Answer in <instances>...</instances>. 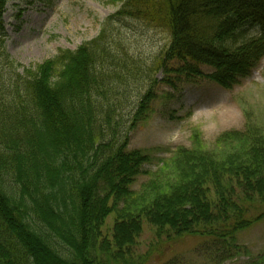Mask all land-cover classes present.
Listing matches in <instances>:
<instances>
[{
    "label": "trees",
    "instance_id": "obj_1",
    "mask_svg": "<svg viewBox=\"0 0 264 264\" xmlns=\"http://www.w3.org/2000/svg\"><path fill=\"white\" fill-rule=\"evenodd\" d=\"M108 2L120 10L97 39L24 69L6 54L0 0V264H129L144 225L158 243L199 238L225 260L241 249L237 234L261 218L248 214L264 207V132L248 121L213 150L194 132L191 149L177 148L132 190L151 158L127 150L117 112L129 100L128 77L142 70L106 31L121 17L168 37L144 72L133 127L151 113L159 72L173 90L200 80L229 90L249 77L264 59V0ZM246 28L258 33L239 43ZM250 264H264V252Z\"/></svg>",
    "mask_w": 264,
    "mask_h": 264
},
{
    "label": "rangeland",
    "instance_id": "obj_2",
    "mask_svg": "<svg viewBox=\"0 0 264 264\" xmlns=\"http://www.w3.org/2000/svg\"><path fill=\"white\" fill-rule=\"evenodd\" d=\"M119 7L108 0H8L3 16L6 31L5 48L11 60L23 68L32 69L62 51H75L79 46L96 39L103 24ZM247 28L239 43L255 36ZM107 42L118 52H124L142 71L128 77V102L117 117L121 120L119 135H127V150H140L151 160L143 167L132 190L138 192L149 176L168 160L177 148L191 149L192 135L197 132L205 150H213L216 139L224 132L242 131L247 121L264 132V59L249 77L229 90L200 80L178 86L176 90L164 84L162 72L155 76V99L151 113L140 124L131 127L139 93L144 87L146 67L165 49L167 35L159 30L128 18L111 20ZM117 51L116 52L117 54ZM205 74L210 73L202 68ZM1 73H10L2 70ZM17 73L22 74L23 69ZM217 148V147H216ZM261 218L250 228L237 234L236 245L229 257L219 260L213 250L201 248L203 240L186 238L169 245L158 243L149 226L144 225L129 264H250L264 252V207L250 210L248 217ZM113 218L109 217L103 233L110 237ZM38 232V231H37ZM55 249V248H53ZM57 251V249H55ZM97 252V248L94 249ZM208 252V253H206ZM147 258L142 261V258ZM124 264L121 258L113 259ZM112 261L111 264H116Z\"/></svg>",
    "mask_w": 264,
    "mask_h": 264
}]
</instances>
